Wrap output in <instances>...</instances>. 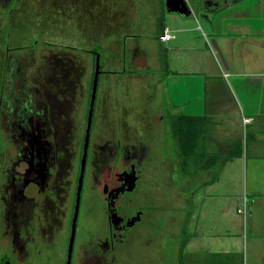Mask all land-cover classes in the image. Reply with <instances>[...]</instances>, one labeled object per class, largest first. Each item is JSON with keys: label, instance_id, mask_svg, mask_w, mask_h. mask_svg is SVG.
Wrapping results in <instances>:
<instances>
[{"label": "flooded vegetation", "instance_id": "obj_1", "mask_svg": "<svg viewBox=\"0 0 264 264\" xmlns=\"http://www.w3.org/2000/svg\"><path fill=\"white\" fill-rule=\"evenodd\" d=\"M85 1L0 0V264H124L142 229L155 140L113 123L109 93H96L85 149L95 76L86 75L87 60L42 39L25 56L12 54L18 3H42L75 28ZM97 207L104 223L92 216Z\"/></svg>", "mask_w": 264, "mask_h": 264}, {"label": "crops", "instance_id": "obj_2", "mask_svg": "<svg viewBox=\"0 0 264 264\" xmlns=\"http://www.w3.org/2000/svg\"><path fill=\"white\" fill-rule=\"evenodd\" d=\"M99 1L90 0L91 10ZM107 1L105 34L123 35L122 40L111 41L107 67H100L98 77L99 94L110 95L113 123L129 126L132 95L130 89L120 93L121 87L148 85L152 90L145 95L142 110L149 109L153 118L147 124L172 126L176 163L182 157L179 126H186L189 182L199 177L193 164L211 163L198 187L203 199L199 201L195 189L186 197L183 251L194 264H236L243 252L245 264H264V57L258 63L245 62L250 66L246 70L233 46L238 36L249 45L256 42L254 36L264 35L261 21L255 25L234 21L251 17L255 10L263 12L264 0H228L231 7H223V0H186L189 17L169 13L167 0ZM209 12H214V34L231 43H222L228 65L213 47L214 35H207L202 26L201 17L212 19ZM164 31L168 40L161 39ZM84 59L95 74L96 63ZM128 69L140 73L133 78L136 73L125 74ZM117 73L120 78L112 76ZM244 206L245 212H239Z\"/></svg>", "mask_w": 264, "mask_h": 264}, {"label": "rangeland", "instance_id": "obj_3", "mask_svg": "<svg viewBox=\"0 0 264 264\" xmlns=\"http://www.w3.org/2000/svg\"><path fill=\"white\" fill-rule=\"evenodd\" d=\"M100 1L97 7H92L93 10L90 9V0L85 1V10L87 14H85V12L83 18H80V23H75V28H73V19H68L67 17H65V19H58L56 12H49L51 17L48 16V14L45 13L42 3L34 4L32 7L31 4L26 2L18 3V31L11 35L10 40V43H12L11 45L17 47V49H15L12 54L25 56L27 47L37 39H42L48 42V44H45V47L52 51L70 52L80 58L88 57L93 59L94 63L97 62V55H99L100 67H102L103 70L106 69V59L110 53V43L112 40L113 42L122 40L123 35L114 34L110 36L105 34L108 29L106 22L107 10H110V4L107 0ZM227 1L228 0H223L221 2L223 7H231L234 5L228 4ZM54 5H56V3H54ZM67 7L70 8L72 5L67 3ZM91 12L95 17L97 16L92 22V18H90ZM258 12L260 11L255 10V12H253L254 15L250 18L234 21H240L238 24L254 23V25L255 22L261 21L264 24V11ZM45 15H47V18L44 17ZM209 15L210 18H213L211 16L214 15V12H209ZM30 17H33V19L31 20ZM201 19L206 34L210 36L214 35L217 44H220L219 48L228 65L227 53H224L222 43L226 42L228 46L231 43L227 40H223L224 37L216 35L217 33L214 34L212 23L216 26L215 20L205 17H201ZM27 22H29L30 25L27 26ZM254 37L256 42H251L249 45L248 42L240 36L237 37V41L233 44L234 48L238 49L236 51V57L241 59L245 66H247V63H250L252 59L253 62L256 60V63H258L259 57H264V35ZM219 38L221 39L220 42ZM240 43L244 44V47L241 46L244 49L240 47ZM165 45L168 46V44ZM247 48L248 53L250 52L249 54H247L245 50ZM87 50H93L94 53H96L86 52ZM241 52L244 53L243 57L239 54ZM216 53L219 56L217 51ZM248 67L250 66L244 67V69L248 70ZM129 73H136L135 75L131 74L134 78L140 71L136 69L132 70V72H130L129 69L126 70L125 74ZM86 75H90L91 81L93 72L87 71ZM112 76H114V78H120V74ZM130 85L131 87L128 88ZM90 87L91 83L89 84V89ZM151 90L152 89H150L148 85L142 88H135L133 83L129 85L126 84L123 88L121 87L120 90V93L124 94L126 91H129L132 95L130 99L132 101V105L130 104L132 107L128 116V128L131 129L129 132L137 140L138 138L141 139V141L143 139L145 140V138L148 140L150 137L155 140L153 142L155 143V147L151 152V157H155L156 160L153 164L149 162L145 176L143 177L142 187L145 193L143 197L145 211L141 224L142 229L138 231L136 237L132 240L130 248L126 253L127 259L124 264H194L193 260H191L192 256L187 255L182 247L185 241L184 219L186 215V197L189 191L195 189L198 190L197 195L199 196H196L199 197V201L203 199L204 192L199 190L198 187L200 181L205 179L203 177H206V174L205 172H199V177L195 180L196 182H189V174H185V171H181L178 166H175L178 157V147L172 133V126H170L169 122L163 126H156V128L146 126L147 120L149 118L152 119L153 116L150 111H147L149 109L146 108L142 110V108H145L144 106L146 103L144 97L149 94ZM96 91L98 94L99 90ZM235 96L240 99L236 93ZM238 99L237 101H239ZM234 110L237 112L239 111L235 103ZM169 119V116H167V121H169ZM192 183H194V185H192ZM84 193L85 191L83 194ZM86 207V200H84L83 195L81 213L87 212ZM99 209L100 207H97L93 211L92 216H94L96 223L99 221L104 223ZM80 225L82 227L83 223L81 222ZM235 261L236 264H245V253H242L240 260L237 259Z\"/></svg>", "mask_w": 264, "mask_h": 264}, {"label": "water", "instance_id": "obj_4", "mask_svg": "<svg viewBox=\"0 0 264 264\" xmlns=\"http://www.w3.org/2000/svg\"><path fill=\"white\" fill-rule=\"evenodd\" d=\"M167 11L169 13H179L185 17H189L191 14L190 8H189L186 0H167ZM211 17H214V16H211ZM247 18H250V17L246 16V17H243L241 19H247ZM226 19H231V17L230 16L228 18L226 17ZM212 44H213V47L218 52L222 62L224 64H226L223 53L221 52V50H220L219 46L217 45V43L215 42V40L212 41ZM99 74H100V57H99V55H97L93 93H92V100H91V106H90V112H89V126H88V130H87L85 149L87 148V145H88V138H89L88 135H89L90 124L92 121V114H93L94 101H95V95H96V90H97V83H98ZM84 164H85V161L83 162V170H84ZM78 204H79V199H78Z\"/></svg>", "mask_w": 264, "mask_h": 264}, {"label": "trees", "instance_id": "obj_5", "mask_svg": "<svg viewBox=\"0 0 264 264\" xmlns=\"http://www.w3.org/2000/svg\"><path fill=\"white\" fill-rule=\"evenodd\" d=\"M179 128H181L183 130L182 133L181 132L179 133V138L181 140L180 141L179 150L181 151V154H182V161H180L179 163H180L181 171H185V174H186V172L188 171L189 167L192 164H191L189 158L186 157V133H185L186 126H179ZM210 164L205 163V165H203V167L206 169ZM222 164L223 163L220 164V167H221ZM193 165L197 166V163H195ZM184 245H185V241L183 242V246L182 247H184Z\"/></svg>", "mask_w": 264, "mask_h": 264}, {"label": "built area", "instance_id": "obj_6", "mask_svg": "<svg viewBox=\"0 0 264 264\" xmlns=\"http://www.w3.org/2000/svg\"><path fill=\"white\" fill-rule=\"evenodd\" d=\"M169 37H170V36H169L168 31H164V34L161 35V39H162V40H168ZM248 121H250V119H245V122H248ZM245 210H246V206H244L243 208L239 209L238 211H239V212H245Z\"/></svg>", "mask_w": 264, "mask_h": 264}]
</instances>
